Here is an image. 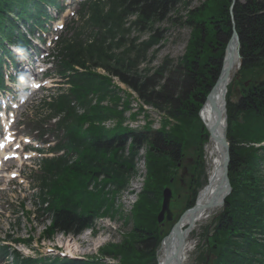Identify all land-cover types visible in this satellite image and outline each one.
I'll list each match as a JSON object with an SVG mask.
<instances>
[{"label":"trees","instance_id":"1","mask_svg":"<svg viewBox=\"0 0 264 264\" xmlns=\"http://www.w3.org/2000/svg\"><path fill=\"white\" fill-rule=\"evenodd\" d=\"M182 1L88 0L80 9L84 22L77 28L72 27L70 34L60 42L56 65L61 77L68 79L70 88L52 98L45 107L48 118L60 116L57 129L62 133L57 150L63 149L66 154L45 160L37 177L43 193L41 202L49 205L42 211L52 218L50 226H46V238L52 239L57 232L75 234L94 228L102 213L103 216L118 214L112 200L129 190L132 179L138 174V165L143 159L139 153L144 148L148 173L134 209L136 224L130 244L124 242L118 249L109 246L98 259L55 258L43 264H158L159 237L149 233L152 228L147 230L149 220L157 213L154 198L157 190L161 191L158 186L169 177L167 159L181 157V148L187 143L184 132L192 129L215 86L225 46L232 34L230 15L226 21L224 16L221 22L214 13V17L207 20L206 28L202 27V35L207 33V26L210 27L203 54L199 52L203 41L197 30L201 26L197 23L188 47L189 56L176 63L166 59L154 67L158 48L165 39L158 25L170 22ZM28 4L29 0H0V42L15 30L12 16L25 17ZM36 7L39 9V4ZM236 7L240 71L247 75L264 65V0H248L245 5ZM217 10L214 8L208 13ZM187 23L193 26L191 20ZM146 33L148 36L144 39ZM263 74L264 70L254 74V90H250V83L245 84L248 93H242L238 103L231 98L227 103L231 117L228 124L237 119L235 109L236 114L245 116V125L237 124L238 141L227 133L233 190L215 226V244L209 249L216 264H264V172L258 168L264 165L259 155L262 152L264 157V145L256 147L264 142ZM174 77L180 82L176 87L180 98L169 93V83ZM116 79L127 89L117 86ZM131 93L140 101L139 110L144 111L143 107L149 106L173 121L172 133L123 128L129 111L126 105H130L133 97ZM79 109L85 113L80 114ZM115 119L119 122L115 132L102 126L104 121ZM254 121L261 124L263 132L250 130L247 136L244 131L256 128ZM135 254L145 263L141 260L139 263ZM35 263L31 259L25 261V264Z\"/></svg>","mask_w":264,"mask_h":264},{"label":"rangeland","instance_id":"2","mask_svg":"<svg viewBox=\"0 0 264 264\" xmlns=\"http://www.w3.org/2000/svg\"><path fill=\"white\" fill-rule=\"evenodd\" d=\"M218 1L219 5L217 6ZM247 1L248 0H231L229 3L228 0H183L182 3L178 5V12H174L172 16L173 19H171L170 22L167 21L158 25L160 32L165 35V39L162 46L158 48L157 58L153 63V66L158 67V65L162 64V62L166 59H169L176 63L184 59L186 56H189L190 51L188 50V47L192 41L196 27L198 26V24L201 26V29L197 30L202 35V27L206 28V25L209 23L207 20L214 17V13L216 14L217 18H219L218 20L221 22H224V16H226V21L228 19V16L230 15L229 21L232 26V34L234 33V31L238 32L234 10L236 6L238 7L239 5H245ZM33 3L34 0H29L28 7L30 5V8H32ZM67 3L69 2L67 1ZM214 8L218 10L212 12L211 14L208 13ZM70 9L73 10V8ZM206 10L207 13L205 12ZM203 12H205L206 14L202 16ZM67 14L68 13L60 17V19L63 20ZM55 15L56 14H54V16ZM201 19L205 21H201ZM62 20H60L59 23H62ZM190 20L192 25L195 27H189L187 22ZM20 28L23 30L21 26ZM209 28L210 27L207 26V33L203 34L201 38L204 43L201 42V45L203 44V46L199 50V52H201L202 54L206 49L205 45L207 43L205 42L208 40L207 38L209 36ZM55 35V32L51 31L46 37L47 39H52L53 37H55ZM147 36L148 34L146 33L143 38L145 39ZM253 70V72L252 70L249 71L247 75H245L243 71H240L241 74L240 72L237 73V76L235 77L234 81H232V84L229 87V96L227 102L229 98H232V96L236 92V88H240L239 93L242 96L243 94L248 93V91H246L248 90V88L245 87V84L249 85L250 83V90L255 89L256 82L253 81V77H255L256 75L254 74L256 72H260V70H264V65L260 66L259 69L255 68ZM53 80L56 81L55 78H43L42 84H44L45 91L38 93V96H35L33 100L36 101L42 95H46V93L49 92V89L47 88L53 86ZM249 80H252L254 84L251 81L249 82ZM115 84L117 86L119 85L121 88L127 89L117 79L115 80ZM179 85L180 82L177 81V77H174L169 83V93H173V96L175 98H180L177 94V88L179 87ZM132 96V99H130V105H126L129 106V111L126 113V121L122 125L123 128H129L132 130H138V128H147L155 131L166 130L172 133V130H174L173 121L165 119V117L161 113L159 114L158 111L149 106L143 107V109H145L144 111L139 110L140 101L138 100V98H136V95L134 93L132 94ZM242 96L238 97L237 100L233 99L232 101L234 103H238ZM124 97L125 99H128L126 98V96ZM25 109L30 110V108ZM39 109H41L40 106H35L33 110ZM22 111L24 110L22 109L20 112ZM133 115H136V117H134ZM234 115L237 116V119L235 122L233 121V123L228 124V135L229 133L232 134V137L234 138L233 140L238 141L237 134L239 132L237 124L239 126L245 125V116L242 113L236 114L235 109ZM228 117H230V115ZM257 123L254 121V125L256 126V128H246L244 134L249 136L248 132H250V130L252 133L256 130V132H258V130H261V132H263V127L261 126V124ZM102 126L113 133L115 132V130H118L119 122L117 121V119L112 121H104ZM25 129H21V127H19V130L22 133H25ZM234 130H236L237 132H234ZM184 134L187 137V143L184 148H181V157L179 158V160H176L174 158L172 160L167 159V174L169 177L163 182V184H161V186H158V188H161V191L160 189L157 190L153 206L154 211H156L157 213L156 216H154L153 220H149L150 228H147V230H151L152 228L149 233H153L155 234V236L157 235L159 237V247L156 250V256L160 251V244L165 236L171 234L173 228L177 223L180 222L179 220L181 216L197 203L198 194L207 183L209 176V166L206 163L207 161L205 160V146L207 145V137L209 131L204 127L202 122H200L199 114L198 118L192 124V129H189V131L186 130ZM33 136L36 137L37 133L33 134ZM193 140H195V142H193ZM263 145L264 142L262 144L256 145V147ZM139 155H141L140 158L143 159H141V161L139 162V167L137 170L138 174L137 176L135 175V177L132 179L128 188L129 190L119 193L118 196H116L115 199L112 200L116 203L115 208L117 209L118 214H116L115 216H103L104 214L102 213L99 217H97L94 228H86V230L77 232L75 234H65L57 232L56 234L52 235V239H48L45 236V226H48V224L44 225L42 218L39 219L38 215H28V211L29 213L32 211L34 213L35 208V205H33V193L37 190L33 189L34 185L32 182V169L34 168L32 167H37V159L30 161V166L22 169L21 175L16 176L14 179L11 178L12 176L10 172L7 173V177H5L4 180L0 183V188H3V190L0 191V212L1 210L4 211V214L3 212L0 213V244L4 239V235L7 233L14 235V238L22 237L25 239H28L31 235L32 237H34V241L32 242V245H30L29 249L26 250L29 255L31 253L34 254V250L39 251V253L42 252L44 255H51V253H55L57 249L60 252H69L71 254L73 253L72 255L74 256L83 258L89 257L94 259L100 258L102 254L105 255L104 251L107 250L109 246L118 249L124 242L130 244L131 233L136 224L134 222L136 213L134 212V209L140 201L139 199L145 188L147 178L146 176L148 173V166H146L145 161L146 148L142 149ZM259 155L261 156L260 158L263 159L261 161L264 164V157H262L263 153L261 152L259 153ZM17 164L18 162H11L8 164V166L15 167V165ZM19 166L20 163L18 164V167ZM258 168L260 169V171L264 172V165H259ZM229 177L231 178V176ZM167 188H170L172 191L170 210L173 214V218L171 221H167L165 217L163 223H160L158 221V217L162 212L161 210L164 204V190ZM21 203H23L26 207V210L24 212L22 211L21 206H19ZM193 203L194 205L192 206ZM224 210L225 208L221 209L219 213H217L215 216L210 217L208 221L200 223L199 226L194 230L193 234L191 235V240L195 243V247L191 252H189V256L185 264H216L217 260L215 256L209 254V249L215 244V242H213L214 229L219 221L218 219L220 218ZM15 211H18L17 214L19 217H21L20 226H17V222H14L15 217L13 213ZM68 248H70L72 251L68 250ZM135 258L139 260L140 263V260L142 258L139 256V254H135ZM110 259H112V257H110L109 260ZM141 261L143 262V260ZM143 263H145V261ZM136 264L138 263L136 262Z\"/></svg>","mask_w":264,"mask_h":264},{"label":"bare ground","instance_id":"3","mask_svg":"<svg viewBox=\"0 0 264 264\" xmlns=\"http://www.w3.org/2000/svg\"><path fill=\"white\" fill-rule=\"evenodd\" d=\"M231 72L226 73L225 83L222 84L214 93L213 98L207 99L199 113L200 122L208 129L207 145L205 146V160L209 166L208 180L200 193L198 194V209L187 210L180 218L178 226L172 234L165 236L161 242V248L158 253V264H177L175 254L181 259L180 264H185L189 252L195 247L191 240V235L200 223L208 221L210 217L215 216L223 209V204L219 205L222 199V192L226 188V174L224 171L225 152L223 151L219 140L215 138L214 133L225 135L228 126V90L234 81L237 73L240 72L242 62L238 57L240 41L234 38L229 47ZM241 50V49H240ZM20 61L25 60V55H19ZM227 59L224 66L228 67ZM214 124L216 127L213 129ZM231 155V152H230ZM230 176V175H229ZM231 185V181H230ZM210 202H216L213 208H206L205 205ZM68 250L72 251L70 248ZM73 254V253H72ZM71 254V255H72ZM70 255V256H71Z\"/></svg>","mask_w":264,"mask_h":264},{"label":"water","instance_id":"4","mask_svg":"<svg viewBox=\"0 0 264 264\" xmlns=\"http://www.w3.org/2000/svg\"><path fill=\"white\" fill-rule=\"evenodd\" d=\"M234 1V0H233ZM238 38V34L236 31H234L232 37H231V40L228 42L227 46H226V52H225V58H224V63L226 62V60L228 59L229 60V64H228V67L224 66V63H223V67L221 69V73L218 77V79L216 80L215 82V86L213 87V89L211 90V92L208 94V98L207 99H210V98H213V93L222 85L225 83V76H226V73L228 72V74H230V72L232 71L231 70V63H230V45L232 43V40L234 38ZM238 57H239V60L241 59V56H240V49L238 50ZM240 64H241V60H240ZM235 94V99H238V97L240 96L239 94V88L236 89V92L234 93ZM216 127V124H214L213 126V129ZM215 130V129H214ZM215 135V138L217 140H219L220 144H221V147L223 149V151L225 152V158H224V171H225V174H226V188L225 190L222 192V199L220 200L219 202V205H221V203L224 205L225 204V201L227 199V197L230 195L231 191H232V185H230V177H229V166H230V159H231V155H230V145H229V142L227 140V130H226V133L225 135H221V134H218L217 132L214 133ZM172 198V191L170 188H167L164 190V204H163V207H162V212L160 213L159 217H158V221L160 223H163V221L165 220V217H166V220L167 221H171L172 218H173V214L170 210V203H171V199ZM216 205V202H210L209 204L205 205L206 208H213L214 206ZM198 202L195 204L194 207H192L190 210H195V209H198ZM179 223L176 224V226H178ZM176 226L173 228L172 232L175 231L176 229ZM171 232V234H172ZM175 260H177V264H180L181 263V259H179V256L177 254H175Z\"/></svg>","mask_w":264,"mask_h":264}]
</instances>
